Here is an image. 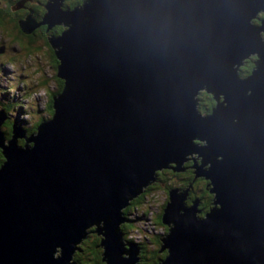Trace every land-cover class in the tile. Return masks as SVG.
Wrapping results in <instances>:
<instances>
[{
	"label": "water",
	"instance_id": "water-1",
	"mask_svg": "<svg viewBox=\"0 0 264 264\" xmlns=\"http://www.w3.org/2000/svg\"><path fill=\"white\" fill-rule=\"evenodd\" d=\"M61 2L47 0L39 22L31 7L18 20L27 33L64 25L47 37L65 85L53 117L28 137L13 122L6 139L0 109V264H73L94 224L106 264H138L119 229L122 208L156 169L188 159L209 179L214 206L198 215L197 198L187 204L170 188L158 250L169 254L156 264H264V18L252 22L264 0ZM201 88L216 98L206 116Z\"/></svg>",
	"mask_w": 264,
	"mask_h": 264
},
{
	"label": "trees",
	"instance_id": "trees-1",
	"mask_svg": "<svg viewBox=\"0 0 264 264\" xmlns=\"http://www.w3.org/2000/svg\"><path fill=\"white\" fill-rule=\"evenodd\" d=\"M35 1H38L40 5L35 4V2L33 4V2H31L30 0H27L26 6L24 8H16L13 10L11 6L14 5L17 0H0V28L2 30H5L4 32L8 34V37L10 39H12V42H15L17 46L16 49L20 50L19 52L22 53L27 50L31 51V49H38V40H47L48 35L54 36L61 31V26L58 25L49 27L47 31L45 25H40V27H35L33 32L30 33L24 32L21 29L18 20H25L26 15L30 12V10L26 7H31V9H33L32 13H35L37 15V20H40L43 17L46 11V8L44 7L46 0ZM82 1L83 0H73L67 3V5L72 8L75 4ZM263 17L264 11H259L256 16L252 17V22L259 25ZM261 34L263 35L264 40V31H261ZM2 42H4L6 47L9 48L10 44L7 46L6 41H1V43ZM8 50L9 49H7L6 52L2 51L0 52V54H8ZM44 54L50 57L54 54V50H51V54L49 55L47 49L45 48ZM9 55V59H18L16 56H14V53ZM257 57L258 55L251 54L250 56L243 59V63L238 67V69L241 70V74L252 73V69L255 66V60L257 59ZM56 60L58 59L56 58ZM55 66L57 67V61ZM54 71L57 72V70ZM60 81L61 83L58 85L57 90L52 92L51 97L49 99H51L52 96L56 94V92L60 93L63 89L64 80H62L61 78ZM197 97H200V101H198L201 102L200 105L198 103V107L205 108L207 106L210 110L215 103L212 94H209L205 90H201ZM52 101L53 99L49 100L48 102L49 109L51 111L50 113L53 112ZM2 104L4 106L8 104H13V107L15 108L14 103L11 99L2 102ZM189 160L194 163L193 159H188V161L185 162L183 165L184 167H186V169L183 170L177 171L173 168V166H163L162 168L156 169L154 171L155 181H153L152 184H146L143 187L142 191L130 198L128 200V203L122 208V212L124 214V221L120 223L119 229L123 232L124 239L128 238L129 241L138 240V264H156L158 261L162 260L167 254L166 250L158 251L161 248V237L163 236L162 233L166 232L169 229V226L165 225L162 222V214L164 206L169 200V189L175 186H173L171 182H168L165 190L167 195L164 196L161 207L152 210V207H150L149 201L147 200V194H149L150 190L156 189L157 183L160 184L158 181L162 183L163 180L169 178L170 181H174L177 184L176 187H178V189H180V187H188L189 190L192 192V196L189 193L190 196H188V200L186 201V203L190 204L192 203V198H194V200L195 198H197V205L202 209L199 215L201 213L205 214L206 211L212 206L211 201L213 193L209 191L211 183L209 179L206 178L204 175H196L193 169L188 168L191 163ZM204 199L208 200L205 201ZM147 216H149L150 218V225H153H151V227L145 225L148 223L144 224V221L147 220ZM96 226L97 225L94 224L88 227L87 235L83 237V239L79 243H77L76 249L74 250L72 255V260L75 261V263L73 264H106V260L104 259V255L102 252L103 247L100 246L102 234L98 233L97 231H92V229H95ZM156 227H160L161 231H156ZM132 230L140 232L139 234H141V238H132L133 236L130 235V233H133L130 232Z\"/></svg>",
	"mask_w": 264,
	"mask_h": 264
},
{
	"label": "rangeland",
	"instance_id": "rangeland-1",
	"mask_svg": "<svg viewBox=\"0 0 264 264\" xmlns=\"http://www.w3.org/2000/svg\"><path fill=\"white\" fill-rule=\"evenodd\" d=\"M71 1L73 0H62L61 7L63 9L71 10L73 7L70 8L67 5V3ZM26 2L27 0L23 1V6H26ZM46 3H47V0L45 4ZM81 3L82 2L75 4L74 7L76 5L77 6L81 5ZM35 4L40 5L38 1H35ZM22 8L24 7H18V9H22ZM259 11H264V6L260 7ZM32 12H33V9H32ZM45 12H47V8ZM31 16H34L37 18V15L35 13H32ZM58 26H61V31L59 32L61 33L64 30V25L62 23H58ZM4 31L5 30H2L0 28V46H1V41H6L7 46L9 44L10 45H9V50L7 52L8 54H0V105H3L2 102H5L11 99L13 103L17 106L18 110L21 112L22 116L26 117L28 127L37 128L42 120L51 119L55 113V108L53 107V103H54L53 96L59 93L56 92V94H54L51 98L53 99L52 101L53 112L52 113H50L51 111L49 109L48 102L49 100H51L49 98L51 97L52 92L56 91L58 88V85L61 83L59 77L56 75L57 72L54 71V70H58V64H60V59L56 56L55 50L50 44V42H48L49 41L48 39L38 40L37 42V45H39L38 49H31V51L27 50L24 53H22V52H19L20 50L16 49L17 46L15 42H12V39H10L8 37V34H6ZM58 34L54 36H57ZM45 48L47 49L49 55L51 54V50H54V54L50 57L45 55L44 54ZM16 52H19L21 54L16 53ZM12 53H14V56H16L18 59H15V60L9 59L10 58L9 54H12ZM56 58L58 60H56ZM56 61H57V67L55 66ZM13 65H15V67H13ZM238 74L242 77H248L251 73L241 74V70L238 69ZM37 90H40L44 95L43 96L37 95L35 100L31 101L29 97H31L32 94L36 92ZM201 90H205L209 94L210 93L212 94V92L208 91L207 89L201 88L199 89V92L197 95H199ZM212 96H213V99L216 100L214 94H212ZM219 97L220 99L222 98V96H219ZM199 101L198 103L200 105L201 102ZM198 103H197V108L199 110V113L205 116L212 112V107H216V103H214V105L209 110L207 106L205 108L198 107ZM6 106L10 108L8 110L11 111L12 113L19 112L13 107V104H8ZM4 128L6 130V121L4 123ZM6 136L8 137V133H6ZM191 141L193 142V144H197V145H205L207 142L205 139H200V138H193V140ZM191 153H197V152H190L187 155L190 157ZM153 181H155V174H154V179L147 184H152ZM158 182L160 184L157 183V187H156L157 190L156 189L150 190L149 194H147V197H148L147 200L149 201V204H150V207H152V210L161 207L164 196L167 195L165 190H166L168 182H171L172 185L175 187L177 186V184L174 181H170L169 178L163 180L162 183L160 181ZM212 195L213 197H212L211 203H212V206H214L213 200L215 198L214 196L215 193H213ZM204 200L207 201L208 199H204ZM200 215L204 216L205 214L201 213ZM149 216L146 217L147 220L144 221V224L147 222H150ZM145 225H148L151 227L152 224L150 225V223H148ZM156 231H161L160 227L159 228L156 227ZM130 232H133V233H130V235H132L133 237L141 236V234H139L140 232L138 233V231L136 230H132ZM166 232L162 233L163 237ZM57 253H60V246H56L54 250V255H58Z\"/></svg>",
	"mask_w": 264,
	"mask_h": 264
},
{
	"label": "flooded vegetation",
	"instance_id": "flooded-vegetation-1",
	"mask_svg": "<svg viewBox=\"0 0 264 264\" xmlns=\"http://www.w3.org/2000/svg\"><path fill=\"white\" fill-rule=\"evenodd\" d=\"M34 17V16H33ZM35 21L39 22L40 20H42V18L40 20H37L36 17H34ZM58 25V24H57ZM40 27V26H39ZM46 29H47V25H45ZM34 30V29H33ZM33 32V31H32ZM7 49H9L8 47L5 48V50L7 51ZM5 51V52H6ZM59 79H61L59 77ZM63 80V79H62ZM15 106V109L18 110L17 106L14 104ZM3 109L4 112H5V115L6 117L2 120L1 122V129L5 135L6 138H10V136L13 135V132H12V124L13 122H16L17 124H19L24 130H25V136L28 137L30 134H32L35 130V128H30L28 127V124H27V119L26 117H23L22 114L20 112H16V113H12L11 111H9L8 109H10L8 106H4V105H0V109ZM6 121V130L4 128V123ZM6 133H8V137L6 136ZM8 138V139H9ZM188 160H185L182 164V166L184 165L185 162H187ZM190 161V160H189ZM190 166L188 168L190 169H193L194 173H195V164L192 163V161H190ZM189 165V164H187ZM183 169H186V167L183 166ZM196 174V173H195ZM179 191L182 192V194H184V201H187L188 200V196H192V192L189 190L188 187H180V189H178ZM190 193V194H189ZM196 199V198H195ZM191 201L193 202L194 201V198L191 199ZM191 204V203H190ZM197 212L199 213L200 211H202V209L200 207H198L197 205ZM93 230V229H92Z\"/></svg>",
	"mask_w": 264,
	"mask_h": 264
},
{
	"label": "bare ground",
	"instance_id": "bare-ground-1",
	"mask_svg": "<svg viewBox=\"0 0 264 264\" xmlns=\"http://www.w3.org/2000/svg\"><path fill=\"white\" fill-rule=\"evenodd\" d=\"M35 22H37V21H35ZM58 23H55V24H53V25H51V26H54V25H57ZM40 25H47V22H44V23H41V24H39V25H37L36 27H39ZM50 26V27H51ZM261 36L263 37V35L261 34ZM4 51H5V49H4ZM59 77V76H58ZM60 78H62L63 80H64V85H65V78H63V77H60ZM64 88V87H63ZM199 99V98H198ZM131 243H133V244H136V246L138 245L136 242H134V241H130ZM161 245H162V242H161ZM128 249V248H127ZM126 249V250H127ZM164 250H166L167 251V254H166V257H167V255L169 254V250H168V247H164L161 251H164ZM54 254V253H53ZM58 255H54L55 257H58L59 256V253H57ZM105 254H106V251H105ZM124 254H126V255H128V253H126V252H124ZM121 256L122 257H124L125 255H123L122 253H121ZM107 259V258H106Z\"/></svg>",
	"mask_w": 264,
	"mask_h": 264
},
{
	"label": "clouds",
	"instance_id": "clouds-1",
	"mask_svg": "<svg viewBox=\"0 0 264 264\" xmlns=\"http://www.w3.org/2000/svg\"><path fill=\"white\" fill-rule=\"evenodd\" d=\"M13 67H15V65H13ZM37 95H41V96H43L44 94H43L40 90H37L36 92H34V93L32 94L31 97H29V99H30L31 101H34ZM147 223H149V222H147ZM138 233H139V232H138ZM132 238H135V237H132ZM139 238H141V237H139ZM139 238H137V239H139ZM132 241H133V240H132ZM137 241H138V240H135L134 242L137 243Z\"/></svg>",
	"mask_w": 264,
	"mask_h": 264
},
{
	"label": "built area",
	"instance_id": "built-area-1",
	"mask_svg": "<svg viewBox=\"0 0 264 264\" xmlns=\"http://www.w3.org/2000/svg\"><path fill=\"white\" fill-rule=\"evenodd\" d=\"M135 238H139V237H136V236H135Z\"/></svg>",
	"mask_w": 264,
	"mask_h": 264
}]
</instances>
